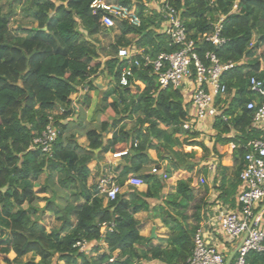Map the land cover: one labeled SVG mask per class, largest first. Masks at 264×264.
Wrapping results in <instances>:
<instances>
[{"label":"trees","instance_id":"16d2710c","mask_svg":"<svg viewBox=\"0 0 264 264\" xmlns=\"http://www.w3.org/2000/svg\"><path fill=\"white\" fill-rule=\"evenodd\" d=\"M13 1L0 0V259L7 264H152L153 260L186 264L200 221L195 205L192 222H187L185 212L192 199L189 181L177 180L175 192L159 205L151 206L149 200L162 198L165 178L172 170L192 166L186 160L191 153L181 149L183 140L198 134L181 126L188 113L189 96L181 87H160L149 68L132 66L128 85H121L122 68L128 65L116 56L119 47L131 45L152 57L177 49L163 31V13L148 7L152 0H115L127 6L135 4L140 25L117 21L114 42L99 48L90 38L110 33L112 27L102 25L101 11L93 13L94 0H26L24 11L37 26L18 27V31L9 26ZM165 4L179 11L201 58L204 52L213 51L223 62H236L220 78L228 88L229 102L223 113L229 119L217 117L213 122L217 142L236 144L232 152L236 181L222 195L229 199L239 181L244 146L260 135L245 104L259 100L249 89V78L264 80V67L257 55L258 48L264 46V0H165L161 6ZM220 16H224L221 36L226 42L216 47L204 38ZM255 35L256 42L250 46ZM106 49L107 57L102 61L100 50ZM98 74L109 77V85L100 93L96 124L83 129L86 144L82 145L76 133L83 128L79 119L84 113L81 111L75 121L62 120L72 117L70 96L79 87L85 88L82 106L89 105V92L95 89L91 78ZM135 80L144 88L140 90ZM132 87L139 92H132ZM49 117L58 129L51 155L33 145V138L41 134ZM131 120L133 125L126 129ZM231 130L234 137L222 136ZM110 131L113 133L107 137ZM120 143L128 145V153L123 155L125 163L115 181L123 186L128 177L136 175L143 184L106 200L98 183L88 184V164L91 160L101 162L103 154L115 152ZM191 144L202 145L197 140ZM150 149L157 152V159L171 155L172 169L167 166L161 175L151 173L149 165L157 160L150 157ZM42 174L45 181L40 183ZM48 192L49 197H40ZM59 192L64 203L57 217L60 224L47 228L42 216L45 210H52L50 199L60 196ZM40 200H45L42 208L34 204ZM141 211L159 218L169 228L164 246L139 233L135 214ZM79 240L94 245L91 250L95 255L80 251L75 246ZM29 253L31 257L23 261ZM246 260L264 264V253L251 251Z\"/></svg>","mask_w":264,"mask_h":264},{"label":"built area","instance_id":"2783aa9c","mask_svg":"<svg viewBox=\"0 0 264 264\" xmlns=\"http://www.w3.org/2000/svg\"><path fill=\"white\" fill-rule=\"evenodd\" d=\"M164 1L161 0V3ZM101 2L105 7L94 6L96 5L94 0L91 8L93 13L102 12L103 26L114 27L120 20H126L134 26L140 25L135 4L127 6L118 1L101 0ZM156 8L163 13V31L169 37V44L176 45L178 48L171 52H159L152 57L135 45L119 47L116 56L128 65L122 68L119 83L123 86L128 85V77L133 73L132 66L149 68L160 87L164 88L168 85L173 88L181 87L184 93L189 94V106L194 109V112H188L186 119L181 123L184 130L202 132L204 128L201 125L206 121L212 123L217 117L227 121L229 116L224 114L223 110L228 107V88L220 78L221 74L234 67L236 62H223L213 51L204 52L201 58L197 51L198 45L189 37L179 11L166 4L164 6L160 4ZM236 8L237 4L234 2L232 9ZM107 9H113V11ZM223 18L224 16L218 18L212 32L204 38L216 47L226 42V38L221 36ZM105 20L110 21L111 24L105 23ZM253 44L252 41L250 46ZM134 83L142 84L136 80ZM249 89L257 94L259 100H249L245 106L252 111V123L260 135L249 139L244 146L246 151L242 159L243 166L238 174L241 189L236 195L235 207L219 210L214 217L224 239L228 242H240L243 234L247 232L246 238L228 264H250L246 260L249 252L264 253V229L259 226L260 215L264 209L261 213H255V210L261 206V202H264V80L251 76ZM57 135L58 129L52 117H49L41 134L33 138V145L38 146L43 153L51 155ZM127 153L128 148H125L111 152V157L117 158ZM151 173H159L158 168L152 167ZM125 182L135 187L143 184L142 179L136 175L128 177ZM98 186L106 200L114 199L116 194L121 192V186L115 181V176H104L99 180ZM251 222L252 227L249 229ZM75 246L80 251L87 252L90 243L79 240L76 241ZM226 261L227 256L217 250L216 246L207 239L202 226H198L193 234V251L186 264H227Z\"/></svg>","mask_w":264,"mask_h":264},{"label":"crops","instance_id":"0c3cea01","mask_svg":"<svg viewBox=\"0 0 264 264\" xmlns=\"http://www.w3.org/2000/svg\"><path fill=\"white\" fill-rule=\"evenodd\" d=\"M100 47L103 46H99V48ZM261 49L262 48L260 46L258 48V53H260ZM103 53L104 54H102V59L105 60L107 57L105 55H107L108 53L107 49ZM91 81L95 86V89L89 92V105L87 107L82 106L81 98L84 94L85 88L79 87L77 92L73 93L70 96V105L71 108H73L74 113L71 115L72 117L63 119V123L67 122L69 119L70 121H75L77 115L82 111L84 113V117L82 119L83 121H89V118L93 116V119L95 120L93 122H95L96 124L98 115V113L95 112L96 105L100 93L109 85V77L107 78V76L104 77V75L98 74L97 76L92 77ZM185 94L187 97L189 96L188 93ZM55 112H58L57 109L55 110ZM188 112L193 113L194 109L189 106ZM201 127H203L204 130H201L202 132H197V137L187 138V140L185 141V145L187 147L186 153H191V155L187 156L186 158L187 165L192 166L187 169L179 168L177 170H172L170 172V176L165 178V187L162 192V198L151 199L149 200V204L151 206L159 205L160 203H162L166 195L175 192L177 180H188L189 187L192 191V199L189 202V208L185 212V214L188 216L187 222H192L191 215L193 211H195L194 206H198L200 215L198 226H202V230L207 239L216 246L217 250H219L228 258L239 241H226L216 221L214 224H207L205 223V221L209 219L215 220L214 217L219 210L233 209L236 205V195L241 189L240 180L237 183V187L234 193L229 199H225V197H222L225 189L229 188L233 181H236V162L232 154L236 144L232 141L226 144L217 142V131L213 126V122L211 123L209 121H206L201 125ZM112 133L113 131H110L107 134V137H111ZM234 134L235 131H230L228 134H222V136L234 137ZM176 135L179 137L183 136L182 134ZM82 137L84 138L83 140H85V136L83 134ZM193 140L200 141L202 145L191 144V141ZM154 142H156V140H154ZM182 145H184L183 142ZM127 146L128 145L126 143H120L117 146L118 150L116 151H119V149L123 150L127 148ZM149 155L152 159L157 160V162L150 164L148 169L157 167L159 170L158 174L160 175L162 173H165V167L170 166V168L172 169V165L169 163V158L171 155H166V158L164 159H157V152L154 149L149 150ZM89 163H91L90 167L88 165L91 171L89 179L91 178V182L97 184L99 180L104 176H116L125 163V158L123 156L112 158L111 152H106L103 154V160L101 162L97 160H91ZM107 165L108 167H106ZM98 170H100V173H97ZM91 175L93 176L91 177ZM93 180H95V182H93ZM260 207L257 208L258 210L256 209L257 212L260 210ZM139 213H141V215H139ZM139 213L135 214V217L139 220V233L144 237L150 238L153 244L164 246L166 244L164 238L169 235V228L165 226L159 218H151L148 212L141 211ZM263 214L264 211L261 213L259 219V226L262 229H264ZM145 232L147 233V235H143V233ZM151 263L162 264L155 260L151 261Z\"/></svg>","mask_w":264,"mask_h":264},{"label":"rangeland","instance_id":"374dc122","mask_svg":"<svg viewBox=\"0 0 264 264\" xmlns=\"http://www.w3.org/2000/svg\"><path fill=\"white\" fill-rule=\"evenodd\" d=\"M8 1H11V0H8ZM111 1H115V0H111ZM26 4H27L26 0H14L13 1V4H12V6H13V14H12V16L10 18V22H9V26H10V28L12 30L18 31L17 30L18 27L19 28H25V29L28 28L29 29L30 27H36L37 26L36 23H31V21H30V19L28 17V14L24 11L23 5H26ZM160 4H161V0H152L151 2H148V7H152V8L157 7V6L159 7ZM5 9L6 10L8 9V5H5ZM117 33H118V29H117V22H116L115 26L112 27V31L110 33L101 32V33H99V34H97L95 36H92L90 39L92 40L93 43L97 44L98 47L99 46L107 47L109 44H111L112 42H114V38H115V35ZM20 34H24V33L22 31H20ZM256 39H257V36L255 35L253 37V43L256 42ZM261 48L262 49H261L260 53H258V51H257V55H258L259 59L262 61L261 62V66L264 67V46H261ZM100 52L102 54H104L103 53V50H100ZM101 60L104 61L102 59V56H101ZM104 77H105V75H104ZM137 85L139 86V89L140 90L144 88V85L143 84H139L138 83ZM131 90H132V92H139L135 87H132ZM57 111H59V109H57ZM92 119H93V116H91L89 118V121H83L82 119H79L80 120V123H81V126H83V128H81V130L76 133V139H77L78 143H80L82 145H85L86 144V141L83 140L84 138L82 137V134L84 132L83 129L88 128V127H92V126L95 125V122H93L95 120L94 119L92 120ZM133 123L134 122L132 120L131 121H128L127 124H126V129L131 128V126L133 125ZM182 138H184V136H180V139H182ZM183 144L184 145H182V148L181 149H182V151L186 152L187 151V147L185 145L186 144L185 140H183ZM88 165L90 167L91 166V163H89ZM99 171L100 170H98L97 173H100ZM92 176L93 175H91V177ZM44 177H45V174H42L40 176V178H39L38 181L40 183H43L45 181L44 180L45 179ZM93 182H95V180H93ZM89 183H92L91 182V178L88 180V184ZM130 186L131 185H128V184H126V182H124V185L121 186V192L127 191L128 188H130ZM35 187L36 186H34V189L35 190L38 189V187L37 188H35ZM58 194L60 196H56V197L50 199L52 201L51 202L52 210H45V213L42 216V222L46 225L47 228L56 227V226H58L60 224V221L57 219V217H59V215L61 214V210H60L61 207L60 206L61 205H64V203H61V199H60L63 196V194H61L60 192ZM49 196H50V193L49 192L48 193H45V194H40V197H44V198H47ZM104 202H106V200H104ZM34 204L42 208V207H44L45 200L37 201ZM263 204H264V202H261V206ZM257 210H255V213H257ZM139 215H141V213H139ZM263 216H264V214H263ZM142 217H144V216H142ZM93 246L94 245H92V246L90 245V247L87 250L88 254H90V255H95V252H93V250H91ZM100 246H102L104 248V246L102 244ZM102 249L99 252L103 251L105 248L103 250ZM8 257L10 259H12L14 257V254L12 252H10L8 254ZM30 257H31V254L29 253V254L23 256L22 257V260L23 261L24 260H28ZM35 260H38V258L36 257ZM0 264H7V263H5L4 261H2L0 259Z\"/></svg>","mask_w":264,"mask_h":264},{"label":"water","instance_id":"95a60500","mask_svg":"<svg viewBox=\"0 0 264 264\" xmlns=\"http://www.w3.org/2000/svg\"><path fill=\"white\" fill-rule=\"evenodd\" d=\"M264 209V205L261 207V209L258 211V213H261V211ZM252 227V222L249 224V229ZM247 236V232H245L240 240V242L237 244V246L235 247V249L233 250V252L230 254V256L227 258L226 263L228 264L232 255L236 252V250L238 249V247L241 245V243L243 242V240L246 238Z\"/></svg>","mask_w":264,"mask_h":264},{"label":"clouds","instance_id":"9594fccd","mask_svg":"<svg viewBox=\"0 0 264 264\" xmlns=\"http://www.w3.org/2000/svg\"><path fill=\"white\" fill-rule=\"evenodd\" d=\"M94 6L105 7V5L101 2V0H96V5H94ZM107 10L108 11H113V9H107ZM105 23H107L109 25L111 24V22L107 21V20H105ZM205 223L214 224L215 220L214 219H209V220L205 221ZM143 235H147V233L145 232V233H143Z\"/></svg>","mask_w":264,"mask_h":264}]
</instances>
